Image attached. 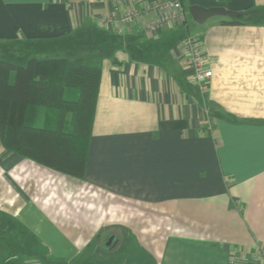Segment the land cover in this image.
Returning <instances> with one entry per match:
<instances>
[{
	"label": "crops",
	"instance_id": "1",
	"mask_svg": "<svg viewBox=\"0 0 264 264\" xmlns=\"http://www.w3.org/2000/svg\"><path fill=\"white\" fill-rule=\"evenodd\" d=\"M156 1L0 0V58L66 57L53 44L87 34L84 57L102 67L84 180L0 141V212L38 237L44 264L102 263L105 252L81 257L119 230L153 264H260L250 254L264 246V0H182L183 22L160 11L124 22ZM192 5L244 14L242 24L198 25ZM188 37L201 40L213 72L204 91L189 81ZM52 114L41 109V125Z\"/></svg>",
	"mask_w": 264,
	"mask_h": 264
},
{
	"label": "trees",
	"instance_id": "2",
	"mask_svg": "<svg viewBox=\"0 0 264 264\" xmlns=\"http://www.w3.org/2000/svg\"><path fill=\"white\" fill-rule=\"evenodd\" d=\"M113 37L108 41L118 44ZM101 75V64L84 56L43 59L29 52H11L0 58V141L4 149L84 180ZM68 90L76 92L75 99L65 96ZM41 109L53 112L42 125ZM5 218L7 228L0 235L5 250L11 257H34L42 245L38 237L17 218Z\"/></svg>",
	"mask_w": 264,
	"mask_h": 264
},
{
	"label": "rangeland",
	"instance_id": "3",
	"mask_svg": "<svg viewBox=\"0 0 264 264\" xmlns=\"http://www.w3.org/2000/svg\"><path fill=\"white\" fill-rule=\"evenodd\" d=\"M216 19L228 20L227 18H216ZM189 23H190L191 28L195 29V27H197L195 26V24L191 22V20H189ZM75 37L79 38L80 42L77 43V39H74ZM74 38L68 42H65L64 45L63 43L59 46L58 44H55V45L53 44L52 53L56 55L63 54L66 57L73 56L71 54H74L80 57L88 56L87 54L89 53V49H88L89 43L85 44L86 43L85 41L89 40V36L88 35H84L82 37L74 36ZM64 46H66L65 49L63 48ZM34 48L37 50L39 49V46H34ZM17 50L21 52L23 50V47H18ZM0 51L3 52L2 49H0ZM5 216L13 217L9 213L0 212V235H2L6 231V228H7V222H6ZM150 220H152V223H150V225L153 226V230H156L158 226H162V220L157 219V218H151ZM108 232L109 233H105L104 236L108 237L109 235H116V237L120 240V244L118 245V247L112 251H109V250L104 251L103 246H100V248L97 249L98 248V246H96L97 243L94 242L93 244H91L88 251H86V253L82 255L81 260L88 259L89 257H92V255L96 257L97 250H98V253L105 252L106 258L102 260V263L101 261H98L95 259L94 262H96V264H99V263L101 264H153V262H151L152 260H150L147 257L144 251L136 249L135 238H130L129 235L124 233V231L122 230H119L117 233H114L113 231H108ZM101 240L103 241V238H101ZM102 241H99V242H102ZM48 255L50 256V254H48V251L41 245L38 248L37 254L34 257H27L22 254L17 255V257L15 256L11 257V254L5 250L3 244L0 241V264H33V263L34 264H44L46 263L48 259ZM8 259H13V262L8 263L7 262Z\"/></svg>",
	"mask_w": 264,
	"mask_h": 264
},
{
	"label": "built area",
	"instance_id": "4",
	"mask_svg": "<svg viewBox=\"0 0 264 264\" xmlns=\"http://www.w3.org/2000/svg\"><path fill=\"white\" fill-rule=\"evenodd\" d=\"M114 4L119 7L123 4V0H112ZM150 11L166 12L167 22H183L185 20V8L182 0H157L152 4H146L142 10H134L126 13L124 22L126 24H133L143 13ZM151 26V30H154ZM119 34H123V30L119 29ZM184 49V57L186 59V67L189 72L190 83L204 91L207 83L212 79L213 72L209 66V60L203 53L202 42L197 37H188L182 42ZM252 260L264 264V246L257 247L251 252ZM232 264H235L233 262Z\"/></svg>",
	"mask_w": 264,
	"mask_h": 264
},
{
	"label": "water",
	"instance_id": "5",
	"mask_svg": "<svg viewBox=\"0 0 264 264\" xmlns=\"http://www.w3.org/2000/svg\"><path fill=\"white\" fill-rule=\"evenodd\" d=\"M189 13L193 19V21L198 25H203L207 21L214 18H227L229 20H238L241 21L243 19V14L238 12L227 10L223 7H211V8H203L198 5H192L189 7ZM117 242L116 236H111L107 246L108 249H112Z\"/></svg>",
	"mask_w": 264,
	"mask_h": 264
},
{
	"label": "flooded vegetation",
	"instance_id": "6",
	"mask_svg": "<svg viewBox=\"0 0 264 264\" xmlns=\"http://www.w3.org/2000/svg\"><path fill=\"white\" fill-rule=\"evenodd\" d=\"M111 236H113V235H109L108 237H106L105 240H104V241L102 242V244H101V246H103V248H104L105 250L108 249L107 243H108V241H109V239H110Z\"/></svg>",
	"mask_w": 264,
	"mask_h": 264
}]
</instances>
